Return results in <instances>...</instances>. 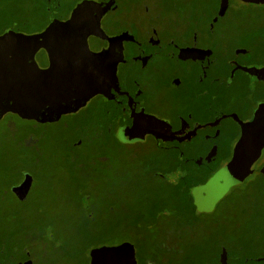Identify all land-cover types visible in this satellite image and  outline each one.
Returning a JSON list of instances; mask_svg holds the SVG:
<instances>
[{
	"label": "rangeland",
	"instance_id": "obj_1",
	"mask_svg": "<svg viewBox=\"0 0 264 264\" xmlns=\"http://www.w3.org/2000/svg\"><path fill=\"white\" fill-rule=\"evenodd\" d=\"M63 1L69 9L80 0ZM119 6L110 14L128 12L133 19L115 20V31L128 27L138 39L146 34L164 46L174 43L179 31L188 36L190 85L184 90L168 87L174 63L161 58L169 72L159 78L163 88L149 94L147 107L171 119L180 132L189 127L200 132V138L187 145L190 163L183 167L195 187L175 190L181 175L172 173L177 158L150 140L120 143L112 134H103L110 120L100 113L99 98L51 124L9 114L0 123V264L14 263L10 234L27 263L33 256L41 264H90L95 248L125 242L134 246L138 264H151L153 258L162 264H208L209 256L214 260L211 252L221 245L238 248V260L260 255L263 175L259 170L243 183L234 182L242 170L233 167L243 164L238 166L233 157L236 143H217L219 134L209 125L208 98L224 80L213 84L206 73L217 54L235 70L228 94L239 98L236 108L241 113L248 110L244 95L250 81L242 71L264 75V5L240 0H146ZM2 10L1 33L29 35L42 30L48 20L44 0H0ZM190 89L194 98L186 94ZM187 110L194 119L191 123L185 117ZM10 123L14 126L9 128ZM88 128V133H98L94 142L87 139ZM235 131L227 128L225 134ZM27 137L31 139L24 143L30 147H22L20 142ZM22 173H29L34 183L28 200L20 203L9 186Z\"/></svg>",
	"mask_w": 264,
	"mask_h": 264
},
{
	"label": "flooded vegetation",
	"instance_id": "obj_2",
	"mask_svg": "<svg viewBox=\"0 0 264 264\" xmlns=\"http://www.w3.org/2000/svg\"><path fill=\"white\" fill-rule=\"evenodd\" d=\"M44 1L48 20L42 30L29 35L14 31L0 32V37L5 34H13L11 37L8 36V38L0 40V68L4 67V69H12L17 64L23 69V72H30V69H33V65H36L40 70L48 68V52L43 48L36 51V46L33 45H31V48L29 49L24 48L21 45V42L24 40H21V38L24 36L27 37L41 34L50 27L53 21L67 22L73 16L77 19L81 31L88 35L87 43L90 51L94 53L109 51L114 60L117 61L116 74L109 85L110 90L106 92L105 95H97L93 97L100 99V111L105 109L104 119L107 118L110 120V122L107 123V125H109L107 131L108 135L112 134V136L119 141V138L117 137L118 130L120 129L119 123L125 115L128 116L130 114L144 113L164 120L170 124L172 129L169 138L163 142L156 140L151 135H147L142 143L150 140L159 149H164L170 155L177 158V164L172 169V173L188 174V172H185L183 169L185 165L190 163V156L186 151L187 145L192 143L194 138H200V132H196L192 127L180 132L173 125L171 119L168 117H159L147 107L149 94L163 88V85L159 84V78L162 77L166 70L169 72L167 67L160 64L161 58L169 57L174 63L173 67L170 68L171 76L169 82L167 81L168 87L184 90L186 89V85H190L187 82V76L189 75L191 66L189 63L190 45L187 34L179 31L175 35L176 39H174V43L164 46L154 37L146 34H143L141 38L138 39L128 27L115 31L114 21L119 19H122L123 21L127 18L124 21L128 22V20H131L132 18V13L129 14L128 12L119 11L118 13L110 14V12L113 13L114 9H117L118 11L121 7L119 6L121 3L126 2L128 4L130 3V5H141L146 2V0H80L69 9L66 7L63 0ZM109 3L111 5H109ZM120 23L122 24L121 20ZM210 46L212 47V50L216 49L213 45L210 44ZM234 71L233 68L230 69L228 65L224 64L222 58L217 54L210 59V66L208 68V73H206V78L208 79L210 77L213 84L216 83L217 80H224L220 86L221 89L214 88L215 91L213 95H210L208 98V111L211 106V119L209 117V125L219 134V136L216 137V140H214L217 143H223V141H227V143L230 144L237 143L241 137L244 125L252 121L259 104L264 103V87H259L260 83H264V79L258 80L249 73L242 71L250 81V85L245 87L247 93L244 95V99L246 100V103L244 104L248 106V110L241 113L236 108V101H240L239 98L237 99L236 97V99H232L228 94V91L232 90L231 87L234 84V82L230 81L233 80ZM202 89L206 90V87ZM196 92L198 93V91ZM186 94H188L190 98L196 96L191 89L186 92ZM183 96H185V93L181 95V97ZM87 104L88 102L86 105ZM86 105L81 107L78 111L69 114L73 115L80 112V110ZM219 106H222L224 109L220 110ZM188 113L189 110L185 113V117L186 120L191 123L194 119H192L190 115L188 117ZM209 113L210 112H208V115ZM9 114L21 120L36 124L55 123L64 116L62 115L58 120L52 122L42 123L38 119H22L16 113L6 112L0 117V123ZM204 115L206 116V113ZM10 126L13 127L14 125L10 123L9 128ZM227 128H229L230 131L234 129H237V131H235V133L225 134ZM13 131L11 130V132ZM27 139L31 138L27 137L23 139L20 144L27 141ZM263 160L264 148L260 158L259 170L264 162ZM181 176L182 175L178 177L179 181ZM25 181L26 185L29 181L27 192H22L21 189L16 190V188L22 185ZM33 183V177L29 175V173H22L19 181L9 186V191L15 199L22 203L28 200ZM24 242L27 241L24 239ZM20 247L21 245L18 246V250L14 252L12 257L10 256V259L14 262L11 264H28L29 262L35 264V257L33 256H30L31 258L28 263L25 262V253L19 249ZM1 254L5 255V251ZM3 263L9 264L4 261Z\"/></svg>",
	"mask_w": 264,
	"mask_h": 264
},
{
	"label": "water",
	"instance_id": "obj_3",
	"mask_svg": "<svg viewBox=\"0 0 264 264\" xmlns=\"http://www.w3.org/2000/svg\"><path fill=\"white\" fill-rule=\"evenodd\" d=\"M241 1L264 5V0ZM8 36L13 34H5L0 40ZM87 38L73 16L67 22L53 21L41 34L21 38L24 48L33 45L36 51L45 49L49 66L40 70L33 65L30 72H23L18 64L12 69L0 68V117L12 112L22 119L52 122L64 114L78 111L89 99L105 95L116 74L117 61L109 51H90ZM249 74L258 80L264 79L262 74ZM119 128L117 137L124 143L142 142L147 135L164 142L172 133L168 122L144 113L125 115ZM263 148L264 103H261L252 121L244 125L235 146L233 157L238 160V166L243 163L241 168L233 167L242 170L235 183H243L259 172ZM28 186L29 181L27 185L25 181L16 190L27 192ZM135 254L134 246L128 242L100 246L93 250L90 264H138Z\"/></svg>",
	"mask_w": 264,
	"mask_h": 264
},
{
	"label": "trees",
	"instance_id": "obj_4",
	"mask_svg": "<svg viewBox=\"0 0 264 264\" xmlns=\"http://www.w3.org/2000/svg\"><path fill=\"white\" fill-rule=\"evenodd\" d=\"M0 13H3V10ZM4 32H7V31H4ZM101 114H104V116H105V109L101 110ZM108 127H109V125L103 126V128H105L103 130L104 131L103 134L105 133V135H107V136H108V133H107ZM89 129H91V128H88L86 130L87 139L90 142H94L97 139V134L98 133H96V132L88 133ZM21 146L25 147L26 145H25V143H22ZM260 170H261V175H263V179H264V162H263V165L260 168ZM181 175L182 176H181L180 181L178 183V187L175 189L176 191H179L182 187H185L187 191H189L190 189L195 187V185L191 184L190 181H188L189 180V178H188L189 175L188 174H183L182 173ZM12 235H14V234H10V238L11 239H10L9 242H10L11 249H13L14 252H15L16 250H18V247L16 248V245H17L16 244V238H14V236H12ZM24 239H25V241L29 240L27 236H25L23 238V240ZM246 247H247V245H246ZM19 249H21V248H19ZM159 249L160 248H158V250ZM237 249L238 248H236V249H231V248L225 249L222 245L219 246L218 249L215 248L214 251L211 252V254H213V256H214V260L212 259V256H209L208 257V264H264V248H263V252L260 255L250 256L247 259H243V260H238L237 253H236ZM14 252H13V254H14ZM44 257H47V255H45V253H44L43 259H44ZM174 262L175 261H171L168 264H175ZM150 263L151 264H162L161 261L156 259V258H153L150 261ZM35 264H41V260L38 261L37 263L35 262ZM146 264H149V263H146Z\"/></svg>",
	"mask_w": 264,
	"mask_h": 264
}]
</instances>
